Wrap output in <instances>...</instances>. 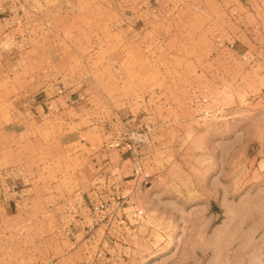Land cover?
Instances as JSON below:
<instances>
[{"label": "rangeland", "instance_id": "374dc122", "mask_svg": "<svg viewBox=\"0 0 264 264\" xmlns=\"http://www.w3.org/2000/svg\"><path fill=\"white\" fill-rule=\"evenodd\" d=\"M19 1L26 9L25 24L16 40L27 37L28 46V37L37 35L44 50L52 45L61 52L49 62L39 57V84L61 75L69 86L78 82L80 92L91 98L96 124L105 128L114 121L113 110H138L140 103L158 117V123L113 126L117 146L129 153L133 178L142 190L149 189L133 198L139 204L135 225L141 229L126 264H264V161L259 163L256 148L264 142V86L239 84L236 74L216 67L218 60L213 69L208 65L214 38L231 27L221 0L202 9L183 5L162 36L129 30L126 0ZM197 1L206 0L183 4ZM62 18L69 22L64 28ZM231 41V49L236 48ZM228 77L230 83L223 82ZM126 101L135 104L125 106ZM146 125L152 129L144 148L120 141V131ZM161 127L173 130L164 148L172 161L153 183L144 165ZM18 222L37 227L35 257L47 262L57 246L51 224L41 216ZM30 236L21 235L23 258L29 256L24 249L30 247Z\"/></svg>", "mask_w": 264, "mask_h": 264}, {"label": "crops", "instance_id": "0c3cea01", "mask_svg": "<svg viewBox=\"0 0 264 264\" xmlns=\"http://www.w3.org/2000/svg\"><path fill=\"white\" fill-rule=\"evenodd\" d=\"M211 1L126 0V9L131 10L126 22L129 30L161 35L183 5L202 9ZM220 5L231 27L214 38L208 65L213 69L218 60L220 66L216 67L227 69L228 75L236 74L239 84L244 81L252 87L250 81L261 89L264 0H221ZM25 10L19 0L0 2V264H126L141 229L135 225L139 204L132 203L133 198L149 189L142 190V183L133 178L129 153L117 146L113 126L158 123V117L155 112L148 114L150 109L140 103L138 110L135 106L113 110L114 121L105 128L96 124L88 106L91 98L80 92L78 82L69 86L61 75L52 80L46 77L39 84L43 69L39 57L49 62L61 52L52 45L44 50L38 44L43 38L37 35L28 37L32 40L28 46L24 45L27 37L16 40V34L24 33ZM68 24L62 18L61 26ZM231 39L238 44L236 48L231 49ZM223 82L230 83V77ZM161 129L144 165L153 183H158L172 161L164 148L173 130ZM256 148L260 163L264 161V142ZM122 202H126L123 208ZM101 205L109 208L97 213L95 208ZM39 216L46 218L51 224L49 232L57 237L47 262L35 257L37 227L18 222L21 217L32 220ZM24 233L31 236L30 247L24 249L29 256L23 258L20 239ZM7 250L15 256H7Z\"/></svg>", "mask_w": 264, "mask_h": 264}, {"label": "built area", "instance_id": "2783aa9c", "mask_svg": "<svg viewBox=\"0 0 264 264\" xmlns=\"http://www.w3.org/2000/svg\"><path fill=\"white\" fill-rule=\"evenodd\" d=\"M152 127L146 125L144 127L128 129L126 131H120V141L122 143H128L136 150L142 149L149 144L150 132ZM138 173V171H137ZM103 207V206H102ZM97 209V208H96Z\"/></svg>", "mask_w": 264, "mask_h": 264}]
</instances>
